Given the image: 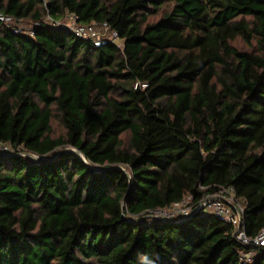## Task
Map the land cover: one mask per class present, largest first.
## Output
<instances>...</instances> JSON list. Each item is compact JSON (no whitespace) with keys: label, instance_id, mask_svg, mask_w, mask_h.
I'll list each match as a JSON object with an SVG mask.
<instances>
[{"label":"trees","instance_id":"1","mask_svg":"<svg viewBox=\"0 0 264 264\" xmlns=\"http://www.w3.org/2000/svg\"><path fill=\"white\" fill-rule=\"evenodd\" d=\"M68 15L121 45L42 22ZM0 17L40 24L0 21V264H264L211 215L139 219L231 187L245 233L264 228V0H0Z\"/></svg>","mask_w":264,"mask_h":264},{"label":"built area","instance_id":"2","mask_svg":"<svg viewBox=\"0 0 264 264\" xmlns=\"http://www.w3.org/2000/svg\"><path fill=\"white\" fill-rule=\"evenodd\" d=\"M70 16V23L63 21L54 22L50 17L46 16L42 22L46 25L58 26L69 30L80 39L90 41L94 46L98 47L106 42L116 43L118 35L116 31L111 30L107 23H91L80 24L74 15ZM0 21L7 27H10L14 33H21L32 36L33 29L40 26L39 22L33 23L30 32L21 31L18 26L12 25L11 19L0 17ZM13 153L9 146L0 145V154ZM35 159V157H33ZM200 213L211 215L219 220L225 221L233 226L236 240L245 246L259 247L264 249V228H262L255 236H248L243 229V205L235 198L234 190L231 187H220L214 194L202 198L197 203H192V197L186 195L180 202L174 203L165 208L148 209L143 212L142 221H175L188 218L189 216ZM254 259V254L239 252L240 264H250Z\"/></svg>","mask_w":264,"mask_h":264},{"label":"rangeland","instance_id":"3","mask_svg":"<svg viewBox=\"0 0 264 264\" xmlns=\"http://www.w3.org/2000/svg\"><path fill=\"white\" fill-rule=\"evenodd\" d=\"M70 21L71 20H70V16L69 15L63 20V22H65L67 24L70 23ZM11 22H12V25L16 24L18 26V28H20L21 31H23L25 33L30 32L31 31V27L33 26L32 22H29V21H18V20L11 19ZM238 43H239L238 44V48L239 49H244V50L248 49L247 46H245L243 43H241V42H238ZM116 44L121 45V41L117 40ZM53 128H54L55 136L62 133L61 132V127L59 126V124L57 122L53 123ZM64 151H67V152H71L72 151L73 152L74 150L71 149V148L70 149L66 148Z\"/></svg>","mask_w":264,"mask_h":264}]
</instances>
